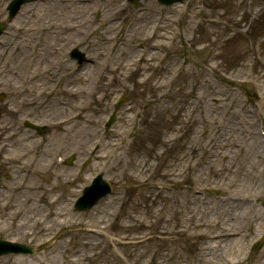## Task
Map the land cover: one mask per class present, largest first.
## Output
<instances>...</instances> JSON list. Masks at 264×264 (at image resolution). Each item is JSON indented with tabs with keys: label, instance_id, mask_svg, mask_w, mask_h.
I'll list each match as a JSON object with an SVG mask.
<instances>
[{
	"label": "rangeland",
	"instance_id": "1",
	"mask_svg": "<svg viewBox=\"0 0 264 264\" xmlns=\"http://www.w3.org/2000/svg\"><path fill=\"white\" fill-rule=\"evenodd\" d=\"M7 1L0 0V22L7 19ZM185 1L187 7L182 3L163 9L158 0L137 4L103 0L104 12L97 18L88 15L98 5L95 0H79L84 9L73 13H69L75 7L72 4L57 0L51 4L49 0L44 6L51 10L42 17L37 8L42 3H31L6 31L3 39L10 44V51L0 53V69L11 53L18 57L20 51L26 52L22 62L15 58L14 64L7 66L9 75L5 77L16 78L19 91L23 90L21 76L30 56L27 42L38 47L39 58L46 64L36 68L25 95L0 86V182L15 189L23 185L20 194L0 190V239L31 245L40 252L33 260L3 257L0 264H224L225 257L235 264H249L262 259L264 146L257 132L261 121L264 126V7L251 10L252 3L259 0ZM174 19H180L181 25L179 36L173 39V30L178 29ZM159 20L162 26L155 32ZM75 23H85V28L78 33L60 28ZM120 26L125 27L121 38L132 45L156 42L165 46V61L156 65L161 57L157 52L146 53L140 60L145 52L130 47L122 48L118 58L102 67L109 45L105 40L115 38ZM25 30L30 33L22 42L18 38ZM65 42L68 45L59 49ZM75 46L88 58L99 60V65L87 63L82 72H76L69 58ZM37 62L40 64V59ZM179 66L181 71L172 79ZM99 72L101 83L94 90L92 83ZM49 78L60 81L54 92ZM225 83L238 90L230 91ZM44 88L48 93L37 101L33 92ZM81 89L85 91L82 94ZM248 93H258L255 101L262 118L258 106L244 103ZM121 94L126 100L116 106ZM115 109L117 120L107 131V136L113 134L114 138L106 137L95 150L96 138L105 136L104 123ZM75 112L81 113L75 125H50ZM27 119L49 124L46 135L40 137L24 129L22 123ZM210 133L216 141L207 149ZM33 134L36 138L30 140ZM122 135L126 139L117 154L112 149L115 144L122 146ZM246 145L248 150L251 146L260 151L257 170L253 169L255 157L246 158ZM4 155L14 160L7 162ZM69 157L74 158L67 165ZM99 173L115 194L91 211H72L75 191L90 185ZM255 183L260 190L253 187ZM163 184L173 191L146 189V185ZM211 190L220 200L210 195ZM197 191L206 197L195 194ZM223 199L228 200L224 205L230 213L237 207L248 213L254 208L253 217L234 225L227 222L226 212L214 209L216 227L201 226L209 221L210 215L205 213L211 205L222 204ZM241 199L250 201L244 206ZM232 200L237 202L231 209ZM253 222L258 226L256 233L240 234L225 243L207 240L225 225L232 234L251 231ZM60 228L54 244L45 245ZM93 230L102 231L107 238L92 234ZM66 233L72 236L63 238ZM80 245L86 246L88 259L79 251ZM212 247L222 250L211 252Z\"/></svg>",
	"mask_w": 264,
	"mask_h": 264
},
{
	"label": "bare ground",
	"instance_id": "2",
	"mask_svg": "<svg viewBox=\"0 0 264 264\" xmlns=\"http://www.w3.org/2000/svg\"><path fill=\"white\" fill-rule=\"evenodd\" d=\"M74 1H76V0H74ZM43 8H45V9H49V6H43V7H40V9L42 10ZM77 9H80V10H83L84 9V7L83 6H79ZM61 30H63V28H61ZM64 31V30H63ZM13 56V55H12ZM26 57V52H24V51H21L20 52V54H19V56L18 57H16V56H13L12 57V59H10V61L8 62L7 61V63H6V66H5V68H3V69H0V86H4V87H11V89H12V94H17L18 92H19V90H18V88L16 87V84H12V83H14V80H12V83L10 82V80H8V79H5V77H8V74H5L6 73V71H7V66H10L11 65V62H14V60H15V58H17L15 61L16 62H22V59H24ZM3 76H4V78H3ZM15 83H16V79H15ZM69 90V89H68ZM69 91H71V90H69ZM71 92H73V91H71ZM85 91H84V89H81V91L79 92L80 94H82V93H84ZM55 110H61V109H58V108H56ZM126 110V109H125ZM91 121H93V120H91ZM94 122V121H93ZM252 122V121H251ZM91 125L93 126V124L91 123ZM88 133L89 132H91L92 131V128H91V126H90V128L89 129H87L86 130ZM94 135V134H93ZM20 144L22 143V142H19ZM252 145V144H251ZM246 148L248 147V145H246L245 146ZM249 148H251V150H248V148H247V152H246V158H247V156L249 157V158H251V157H255V166H253V169H258V162L256 161V158H258L259 156H260V151H258V150H254V149H252L253 147H249ZM248 159V158H247ZM222 172H223V169H222ZM226 172H231V171H226ZM21 186H23V185H20L19 186V188L18 189H16L17 191H18V193L20 194L21 193ZM253 187H255V189H257V190H260V188H261V186H260V188H258V186H257V184L255 183L254 184V186ZM34 189H35V187H34ZM29 200L31 199V198H28ZM5 207L6 208H8L9 207V205H5ZM61 208V207H60ZM62 209V208H61ZM211 209H215V211L216 212H226V210H225V206H223V205H212V208ZM213 211L214 210H208L205 214L206 215H210V218H209V221L207 222V223H205L204 222V224L203 223H201L200 225L201 226H205L207 229L208 228H215L216 227V223H215V219L212 217V213H213ZM251 217V214L250 213H248V212H246V210L244 209V208H242V207H239L233 214H229L228 215V217H227V222L228 223H232V224H234V225H237V224H240V223H242L245 219H249ZM21 227H23V228H26V226H25V224L23 225V224H21ZM218 242V241H217ZM51 243V240H49V242L47 243L48 245ZM84 249H86V246L85 245H83V246H81L80 245V247H79V251L82 253L83 252V254H82V256L84 257V259H88L89 258V255H86V253H84ZM214 249V251H221L220 249H218V248H216V247H214L213 248ZM240 249H241V247H240Z\"/></svg>",
	"mask_w": 264,
	"mask_h": 264
},
{
	"label": "water",
	"instance_id": "3",
	"mask_svg": "<svg viewBox=\"0 0 264 264\" xmlns=\"http://www.w3.org/2000/svg\"><path fill=\"white\" fill-rule=\"evenodd\" d=\"M0 254H1V252H0Z\"/></svg>",
	"mask_w": 264,
	"mask_h": 264
}]
</instances>
